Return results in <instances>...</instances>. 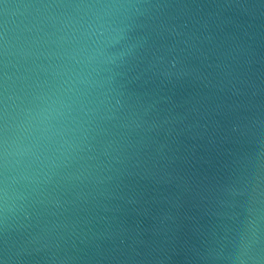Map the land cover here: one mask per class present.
Returning a JSON list of instances; mask_svg holds the SVG:
<instances>
[{"label":"water","instance_id":"1","mask_svg":"<svg viewBox=\"0 0 264 264\" xmlns=\"http://www.w3.org/2000/svg\"><path fill=\"white\" fill-rule=\"evenodd\" d=\"M101 3L135 7L73 41ZM5 140L55 164L0 161V264H239L254 222L264 255V0H0Z\"/></svg>","mask_w":264,"mask_h":264},{"label":"clouds","instance_id":"2","mask_svg":"<svg viewBox=\"0 0 264 264\" xmlns=\"http://www.w3.org/2000/svg\"><path fill=\"white\" fill-rule=\"evenodd\" d=\"M87 9L89 13V20L86 24H81L79 27L73 25L72 40L79 41L81 37L85 39L97 38L98 43H102L103 39L110 35L113 31H116L111 26L110 17L115 13L130 14L134 5L126 3H101L95 5H82ZM83 51V50H81ZM57 110L49 106L38 113L39 120L42 124H46L47 121L53 118V115ZM31 120L28 121L31 124ZM45 135L42 139L51 141L56 136H63V132L53 131L50 127L41 129ZM51 133V135H48ZM68 144L67 141L61 144V148H64ZM39 161L41 164H55V160L47 155V149L39 143L25 144L22 140L4 141L3 151L0 153V161H2V167L7 171L22 166L25 160ZM0 199L3 200V208L8 209V201L10 199L8 189L2 190ZM261 221H264V216L260 217ZM251 236L247 239L241 237L240 246L237 249V254L231 259L233 261H239V264H248V261H253V264H264V255H260L256 250L255 245L261 242L260 227L259 224L254 222L251 228Z\"/></svg>","mask_w":264,"mask_h":264}]
</instances>
